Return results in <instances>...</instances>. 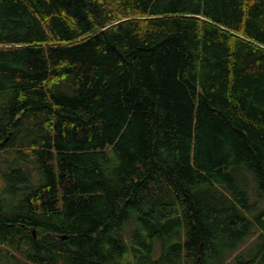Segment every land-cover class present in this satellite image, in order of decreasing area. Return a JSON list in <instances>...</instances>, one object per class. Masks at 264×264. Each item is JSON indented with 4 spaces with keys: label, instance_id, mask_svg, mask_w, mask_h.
Listing matches in <instances>:
<instances>
[{
    "label": "trees",
    "instance_id": "16d2710c",
    "mask_svg": "<svg viewBox=\"0 0 264 264\" xmlns=\"http://www.w3.org/2000/svg\"><path fill=\"white\" fill-rule=\"evenodd\" d=\"M2 165L1 262L264 264V0H0Z\"/></svg>",
    "mask_w": 264,
    "mask_h": 264
},
{
    "label": "rangeland",
    "instance_id": "374dc122",
    "mask_svg": "<svg viewBox=\"0 0 264 264\" xmlns=\"http://www.w3.org/2000/svg\"><path fill=\"white\" fill-rule=\"evenodd\" d=\"M6 169H7V168H6V165H2V166L0 167V174H1V172H3V171L6 170ZM245 177H246V176H245ZM247 177H248L249 180H250L248 190H249L250 196H251V198H252V197L254 196V193H255V189H254V181H253V179H252L251 176H248V175H247ZM252 199H253V198H252ZM253 200H255V199H253ZM131 229H132L131 227H128L126 232L129 233ZM252 241H253V240H251L250 242H252ZM160 253H161L160 245H159L158 243H156V245H155V255H156V257H158V256L160 255ZM238 253H239V251H238ZM235 255H236V254H235ZM233 257H234V256H231V257L228 259V261H232V260H233ZM0 264H8V263H6V262H1V261H0Z\"/></svg>",
    "mask_w": 264,
    "mask_h": 264
}]
</instances>
